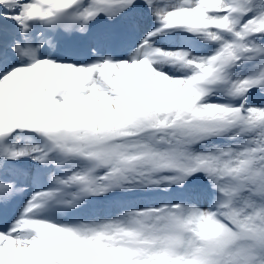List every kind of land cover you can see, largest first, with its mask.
I'll list each match as a JSON object with an SVG mask.
<instances>
[{"label": "rangeland", "instance_id": "374dc122", "mask_svg": "<svg viewBox=\"0 0 264 264\" xmlns=\"http://www.w3.org/2000/svg\"><path fill=\"white\" fill-rule=\"evenodd\" d=\"M264 7L260 5L259 8ZM261 12V9H260ZM262 19H264V15L259 14ZM199 60L204 59V54L197 55ZM136 58V57H135ZM134 58V59H135ZM138 70L139 66L136 65ZM169 68H171V72L165 73L164 70L154 79H150L149 82L151 84H156L159 91L158 94L160 96L159 101H161L164 105L171 102V100H175L176 98L185 97V89L184 85L177 83L175 79L176 76H173V73L184 72L181 69H178L173 64H167ZM244 67H246L244 65ZM142 73L148 75L145 70H140ZM188 73V72H187ZM149 76V75H148ZM159 76V77H158ZM164 80L166 85V89L161 85H159L160 80ZM142 78H139L137 82H133V86H139L138 83H141ZM242 79L234 80V85L241 84ZM176 87V92H170L174 87ZM152 92V90H151ZM91 95V90H90ZM154 97L156 95L155 92L152 94H146L148 97ZM90 97V96H89ZM257 107L254 108L253 114L251 115L248 124L245 127H250L252 133H248L252 136L264 134V96H258ZM217 100H212L209 102L207 107L201 112L202 113V121L203 123H196L188 118H183L179 123L176 124L175 127L169 128L171 131V135L168 133L167 127L168 123H166V127L163 129V133L166 136L172 137V142L181 141L190 142L192 136H204L206 140L202 142L199 146L194 147V151L196 156L193 159H189L186 163L188 166H192L196 162L205 161L206 168L205 170L200 172V176L204 178L205 181L211 182L212 184L223 181V172L229 168V161L226 162L223 153L226 150L232 151V159L238 158L239 150L244 147L245 140L249 139L250 136L247 135H239L235 131L227 130L224 134H218L216 131L217 126L221 122H226V116L222 114H215L212 112V107L215 105ZM102 105V111H104L105 106ZM116 117V121L113 125L114 130H120L123 132L126 130L122 123H118ZM156 123H160L163 121L162 114L159 112V109L155 115ZM118 123L120 126H116ZM201 126L200 128L196 127V125ZM212 128L210 134L205 135L204 130H209ZM185 131V133H184ZM119 132V133H120ZM185 134V135H184ZM202 147H207L203 149ZM107 149V154L101 158V163L107 167L116 169L120 174L122 181L125 182L123 184L125 186L124 190L127 191L128 195H136L142 193L149 182H151V175L148 174L150 171V166L154 164H158L161 162H168L170 160V153H166L161 149H153L149 147L143 140H134V141H123L117 142L112 141L108 143L105 147ZM79 151H84V147H78ZM97 152L100 155L101 147H97ZM148 153V154H145ZM118 159L115 161V159ZM121 162L130 163L128 166H124ZM227 163V164H226ZM227 165V166H226ZM259 176L262 181H264V156L261 160V163L258 166ZM198 192L205 194L208 192V189L198 187ZM201 190V191H200ZM138 201V200H137ZM134 200L127 201L122 203L121 205L117 204L115 207V215H121L123 218L122 221H116V224L111 227H106V221H102L100 227L93 228L90 232H84L82 230H76L75 233L78 237L76 239L78 241H91L92 237L95 234H101L102 239L96 245V248L99 254L103 257V264H109L113 258L124 257V258H132L136 259L133 262H145L146 264H151L155 262H161L162 264H168L166 260H159L160 251L163 244V237L165 236L166 229L164 222H160V219L165 220L163 216L153 215L140 211V209H133L132 207H128V209L121 208L125 204H131ZM237 209L240 213L242 223L245 225L251 226L253 229H264V209H261L258 204L253 201L251 198L246 197L243 200H240L237 203ZM160 216V217H159ZM159 217V218H158ZM207 215L205 211L201 212V221L198 222V226L195 227L198 233H201L207 225ZM119 225H123L126 229L133 231L137 234L139 238V243L137 247H126L117 239H113V230ZM89 234L91 235L90 237ZM191 240L189 248H191L195 241L194 236L191 235ZM13 240L10 239V242ZM94 243V242H93ZM18 245V244H17ZM16 243L11 246H17ZM31 249V248H29ZM4 251V250H3ZM28 252V250L26 251ZM188 248L185 249L179 256V259L186 263L187 261L183 260L187 257ZM2 254V252H1ZM0 254V256H1ZM228 255V254H227ZM26 256L23 259H20L16 262V264H26ZM64 257L62 260L55 256L53 258V264H63ZM226 264H264V250L261 252H256L254 249V244L252 241L247 239H242L240 243L229 253L226 259Z\"/></svg>", "mask_w": 264, "mask_h": 264}, {"label": "bare ground", "instance_id": "6f19581e", "mask_svg": "<svg viewBox=\"0 0 264 264\" xmlns=\"http://www.w3.org/2000/svg\"><path fill=\"white\" fill-rule=\"evenodd\" d=\"M35 89V88H34ZM176 88H173L172 90H170V92H176ZM40 96H38V94ZM35 94L38 96V97H41V94L40 92H38L36 89H35ZM17 189V188H16ZM17 193H15V191L13 189H10V192H9V197L6 198L8 204H9V216H8V222L12 221L13 220V216L15 217L16 216V213L18 212V208L20 206L21 203H23L24 201L27 200V197L26 196H20V195H16ZM12 215V217H11ZM4 220V219H3ZM3 220L1 223H3ZM11 235V234H9ZM19 246L21 248H18L16 250V253L18 254V258L20 259L21 256L23 257L25 255V249L28 247L25 243L23 242H20ZM17 258H15V254L11 255V254H8L7 252H5L3 254V257L0 259V264H12L14 262H16Z\"/></svg>", "mask_w": 264, "mask_h": 264}]
</instances>
